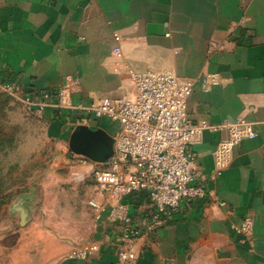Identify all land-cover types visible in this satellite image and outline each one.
I'll use <instances>...</instances> for the list:
<instances>
[{"label": "crops", "instance_id": "obj_1", "mask_svg": "<svg viewBox=\"0 0 264 264\" xmlns=\"http://www.w3.org/2000/svg\"><path fill=\"white\" fill-rule=\"evenodd\" d=\"M130 71L193 80L187 104L192 123H261L257 137L234 148L229 165L215 175L214 154L229 134L197 135L194 151L210 196L139 238L136 264H264V0H0L5 84L17 79L32 96L54 100L72 77L79 82L73 103L92 105L134 99ZM208 76L220 84L205 92ZM71 116L46 110L49 144L17 150L29 154L17 163L25 190L0 212V264L118 262L120 230L96 222L88 205L94 196L87 200V191L78 192V179L91 166L53 157L75 128ZM99 125L112 134L109 122ZM61 184L71 188L65 207ZM21 208L29 216L24 225ZM245 218L254 221L250 243L230 230ZM78 247L89 248L88 259L64 261Z\"/></svg>", "mask_w": 264, "mask_h": 264}, {"label": "built area", "instance_id": "obj_2", "mask_svg": "<svg viewBox=\"0 0 264 264\" xmlns=\"http://www.w3.org/2000/svg\"><path fill=\"white\" fill-rule=\"evenodd\" d=\"M120 40L118 35L115 36ZM221 50L222 46H217ZM116 54L120 56V49ZM135 85L134 99H106L98 104H74L72 94L78 80L67 77L55 96L37 98L17 79L11 84L0 80V93L21 102L36 117L42 118L48 109L68 112L75 127L99 129V124H111L114 138L112 157L96 164L71 153L72 163L89 165L92 170L94 197L88 205L96 222L111 225L119 248L117 264H136V241L171 224L173 218L210 196L208 180L197 165L194 144L201 132L222 133L214 154L213 175L231 162L233 149L244 141L254 140L261 124L247 118L221 125L207 122L192 123L187 119L188 100L194 92L193 80L180 79L170 72L139 74L130 71ZM216 76L203 80L205 92L218 86ZM219 208H225L217 201ZM230 230L251 242L254 221L245 218ZM89 248H77L64 261L86 260Z\"/></svg>", "mask_w": 264, "mask_h": 264}, {"label": "rangeland", "instance_id": "obj_3", "mask_svg": "<svg viewBox=\"0 0 264 264\" xmlns=\"http://www.w3.org/2000/svg\"><path fill=\"white\" fill-rule=\"evenodd\" d=\"M47 129L48 125L42 122V118L33 115L27 107L11 96L0 93V212L3 206L11 203L25 190L24 177L21 176L22 171L17 163L28 160L29 154L27 151L18 152V148L24 145L25 150H28L41 143L48 145L49 140L45 137ZM66 145L64 150L58 149L53 157L62 155L65 161L72 162L69 140ZM92 170L91 168V173L84 180L78 179L77 183L79 193L87 191L90 195H87V200L94 196ZM59 187L60 203L65 207L71 188H68V184H61ZM87 212L88 210L84 213Z\"/></svg>", "mask_w": 264, "mask_h": 264}, {"label": "water", "instance_id": "obj_4", "mask_svg": "<svg viewBox=\"0 0 264 264\" xmlns=\"http://www.w3.org/2000/svg\"><path fill=\"white\" fill-rule=\"evenodd\" d=\"M114 138L103 129L92 130L87 126H77L69 138V150L72 154L85 157L96 164L107 162L113 155ZM23 225L29 216L23 208L19 211Z\"/></svg>", "mask_w": 264, "mask_h": 264}]
</instances>
